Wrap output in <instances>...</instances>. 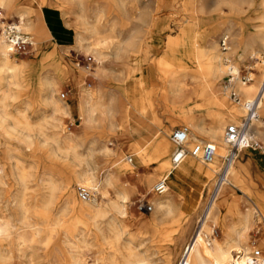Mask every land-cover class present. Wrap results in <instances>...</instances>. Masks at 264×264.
Returning <instances> with one entry per match:
<instances>
[{"label":"rangeland","instance_id":"1","mask_svg":"<svg viewBox=\"0 0 264 264\" xmlns=\"http://www.w3.org/2000/svg\"><path fill=\"white\" fill-rule=\"evenodd\" d=\"M211 4L210 0H11L6 9L0 8L5 19L0 21L2 25L6 21L19 25L17 15L22 14L27 28L21 31L31 37L33 45L12 53L24 67L18 84L0 73V109L9 115L6 121L12 132L0 137V220L9 221L8 234L0 245V264H65L64 260L69 264H106L111 253L121 263H179L195 236L227 150H221L211 177H182L172 185L167 178L173 150L170 135L176 128H187L189 148L196 143L214 144L208 134L218 111L217 100H226L230 111L233 107L243 110L245 102L238 96L240 103H235L229 92L226 96L222 93L226 67H234L240 76L253 73L251 80L260 83L264 78V64L260 65L264 53L255 46L245 53L237 42L238 38L248 42L257 27L264 25L262 11L247 2L239 11H232L227 4ZM52 24L64 28L70 44L54 40ZM159 25L165 30H159ZM225 33L229 51L222 52L219 40ZM208 35L223 58L224 75L220 93L216 89L206 98L193 93L189 76L198 68L195 52L206 45ZM38 47L42 50L37 51ZM255 53L258 60L250 58ZM159 60L182 71L187 86L180 103L164 107L160 101L166 86L157 69ZM138 78L155 89L144 92L151 110L146 116L125 101L128 88ZM238 82L239 77L234 84ZM255 94L257 89L249 100ZM224 115L230 117L226 111ZM259 115L264 118V112ZM14 123L20 127L12 129ZM228 125L226 118L224 132ZM157 138L170 144L169 155L166 157L164 150L160 158L153 159L151 154L146 158L141 149ZM256 140L260 147L256 152L263 158L264 143ZM127 157L132 158L131 163L126 162ZM84 161L96 167L94 183L89 185L99 195L95 202L116 201L119 205L98 217L95 228L88 226V221L77 223V216L66 207V184L71 174L78 177ZM165 163L168 167L161 169ZM251 175L256 180L254 172ZM106 176L113 186L104 196L101 187L93 184ZM161 180L169 190L176 189V205L167 220L159 218L154 228L148 229L142 224L150 221L154 200L168 194L153 192ZM77 185L72 188L79 202ZM258 188L260 193L252 195L226 186L224 194L253 213L256 222L247 237L252 252L258 250L264 258V185L258 184ZM117 191L125 200L116 196ZM138 202L149 203L152 211L139 213ZM212 227L215 239L221 241L218 226Z\"/></svg>","mask_w":264,"mask_h":264},{"label":"bare ground","instance_id":"2","mask_svg":"<svg viewBox=\"0 0 264 264\" xmlns=\"http://www.w3.org/2000/svg\"><path fill=\"white\" fill-rule=\"evenodd\" d=\"M10 1L11 0H0V8L6 9ZM210 1L212 2L211 4L212 6L227 4L229 5V7H231L232 11L233 10L239 11L240 5L244 2H247L251 5H256L264 14V0H210ZM17 16L21 20V23L18 25V28L20 30L26 29L27 26L26 24H24L22 14H18ZM2 26L3 25L0 23L1 28ZM199 26H201V22H199ZM165 28H166L165 26L159 25V30H165ZM215 28H216V24H213L212 29ZM257 28L259 29L255 32V34H253V36L249 39L248 42L244 43L240 38L237 39V42L244 46L245 53H248L251 47L253 46L257 48L258 52L264 53V25H259ZM225 35L226 33L223 35L222 38L226 37ZM39 48L40 47H38L37 51L39 50ZM40 49L42 50V48ZM251 56H252L250 57L251 59L258 60L257 58H254L256 57V53L252 54ZM195 57L198 64V68L194 71L193 75L189 76L191 83L193 82L194 85V89H191L193 93L199 97H206V98H208L209 94L214 95V91L216 89H218L220 93L219 83L221 82V79L224 75V67H223L224 63L222 64L223 58L220 57V54H218L214 42L211 41L209 35L206 45L202 48V50L199 53L195 52ZM260 60H262L260 65L264 64V60L263 59ZM156 65L159 74L164 79V83L166 86L164 87L165 89L160 95L161 103L163 104L164 107L166 105L168 106L169 103L172 104L180 103L186 91L185 88L187 86V83L183 79L182 71L170 65L168 62L164 60L157 61ZM226 68H227V73L231 72L233 74H238L234 69V67L227 66ZM23 69L24 67L20 65L18 62H16L15 59L12 58L10 47L7 45L3 33H1L0 73H5L8 75L6 77V80L11 79L12 81L14 79L15 84H18ZM252 75L253 73L250 74V78ZM233 84L231 86L232 90L234 91L233 87L235 86L236 88L234 92L236 93V95L239 96L241 99L245 100V102L242 105L245 114H246L245 103L252 101L257 95L258 98H260V101L258 102V106H257V114L259 115L261 112H264V105H263V109L261 110V106L262 104H264L263 102L264 78L263 80H261V83L257 79L256 80L252 79L251 82H249L248 84H242L241 82L234 84V86ZM256 89H257V94H255V97L252 100H249L252 97L253 93L256 91ZM221 91L225 96L227 92H230L229 88L226 86L221 87ZM0 103H2V101H0ZM217 103L218 104L215 105L218 108V111L214 114V117L212 119L213 120L212 125L209 129V134H208L210 136V139L215 145L216 153L214 157L211 158V160L202 161L199 158L192 157L188 154L186 155V157L190 156L193 159L201 161L200 163L202 164H207L208 167L211 169L215 168V165L217 164L216 159L218 157H221L222 155L221 150H227L226 154L229 151V146L225 140V132H224V125L226 124V118L230 122V125H239L241 121L238 122V119L242 115L245 116L243 110L240 107H233L231 108L230 111L226 100H217ZM239 103H240V99H239ZM2 105L4 106V104ZM224 111H226L230 117L225 118ZM7 116L9 115H7V113L3 109H0V137L1 135L9 137L10 133H12L11 131H9L10 127L7 125L9 124L6 121V118H8ZM188 122L191 124L193 128L197 129V126L191 121V119H189ZM260 122L261 121H256L252 124V136L254 139L255 138L259 139L264 143V129L261 128L262 122L261 123ZM17 125L19 126V123L16 124L14 123L12 129H16L15 127ZM188 139H189V135L187 134L186 143L188 142ZM256 139L255 141L257 142ZM257 146H258L257 148L249 147V148L240 149L239 154L246 149L258 150L260 148L258 142H257ZM187 148L190 149L191 147L189 148L187 145ZM263 154L264 151L261 153V155ZM236 160L229 168L225 182L221 184L220 188L217 189V191L212 196V198L208 200L203 212L201 213L198 219L197 222L198 226H196L193 232L192 237L194 236V233L195 236L193 239L192 237L190 238V240L192 239V241L190 244L186 246L185 251H183L181 260L179 261L178 264H264L263 259L254 256L253 254L254 251L252 252V249H254V247L252 244L249 243L247 237L256 222L252 217L253 213L242 203L233 200L230 197H226V195L224 194L226 186H230L231 188L239 192L246 191L252 195H258L256 193L255 188L252 186L250 182L248 170L244 166L238 165ZM80 167H81V171L78 177H75L74 173L71 174V178L66 184V194H67L66 207L77 216L78 218L77 223H84L88 221L89 222L88 226L95 228L96 226L95 222L98 217L100 218L101 216H104L108 208L110 207L118 208L119 205L116 201L109 203L82 201L80 199L79 202L76 201L73 195L72 185L74 183L78 185H86V186L92 185V183H94V177H95L94 175L96 171L95 165L87 163L86 161H84L83 165ZM170 173L171 170H169V174ZM174 180H177V178L174 177ZM96 184H98L101 187L100 191L101 194L104 196L107 194V190L113 186V182L109 176H106L104 178L100 177L99 181L95 182V184L93 185ZM171 184L174 185L173 183ZM214 185L215 183L213 184V186ZM175 190L176 189L169 190V188H167L166 186V192L168 191V194L160 196L154 200L153 202L154 213L151 215L150 221L142 224L143 227H147L148 229H153L159 218L165 219L173 213V210L176 205L174 201L176 197ZM116 196L120 197L121 200L122 199L125 200L124 199L125 197L123 198L121 192L117 191ZM8 225H9V221L0 220V245L1 243H3V239L8 234L7 233ZM212 225L214 227L218 226V229L221 231L222 234L221 241H217L215 239L214 229ZM90 227H87V229L89 230ZM233 254H235L237 257H235ZM134 256L136 257L137 255L134 254ZM1 259H3V257ZM63 262L65 264H69L68 263L69 261L64 260ZM105 262L106 264H132L128 260H125L124 262L121 263L117 258V256L115 255V253L114 254L111 253V255H109L105 259Z\"/></svg>","mask_w":264,"mask_h":264},{"label":"built area","instance_id":"3","mask_svg":"<svg viewBox=\"0 0 264 264\" xmlns=\"http://www.w3.org/2000/svg\"><path fill=\"white\" fill-rule=\"evenodd\" d=\"M5 20L2 11L0 10V21ZM3 32L5 41L10 47L11 53H21L27 48H32V39L29 35L23 33L18 28V22L6 21L3 23ZM228 38L224 37L219 40V47L222 52H226L228 49ZM227 65L230 61L226 60ZM242 84H248L251 82L250 74L244 73L242 76L228 72L225 76V86L229 88V96L235 103H239V98L232 90L231 86L234 80L238 79ZM62 98H65V94H62ZM260 98L258 95L249 102L245 103L246 114L242 118L239 125H228L225 129V140L229 146L228 153L222 159V167L217 173L215 185L212 188L210 198L215 194L221 184L225 182L227 172L231 165L238 157L240 149L257 146V142L252 136V124L256 121H261L264 124V118H261L257 114V106ZM187 128H176L170 135V141L173 145V151L170 157V164L173 169L178 167L186 155H190L195 158H199L202 161L211 160L216 153L215 145L212 143L193 144L190 149L187 148ZM127 163L132 162L131 157L125 158ZM153 192L157 194H163L166 192V182L164 180L159 181L156 186L153 187ZM75 193L78 199L82 201H96L98 199V193L95 187L77 185L75 186ZM136 210L139 213L147 214L152 211V206L147 202H138L136 204ZM254 256L263 259V255L260 251L255 250Z\"/></svg>","mask_w":264,"mask_h":264},{"label":"crops","instance_id":"4","mask_svg":"<svg viewBox=\"0 0 264 264\" xmlns=\"http://www.w3.org/2000/svg\"><path fill=\"white\" fill-rule=\"evenodd\" d=\"M51 34L53 35L55 41H58L63 44H70L69 34L64 30L61 25L52 24ZM138 70L139 73H141V68L138 67ZM149 90L155 89L154 87H152L151 84H148V82H146L143 78H138L134 86L128 88L125 94V101L127 106L132 107L141 115L146 116L150 109L144 101V92ZM141 150L144 152V156L146 158H148L150 154L154 157L153 159L160 158L163 155L164 150L167 152V157L170 153V144L164 143L163 141L157 138L152 144H150L148 148ZM256 151L257 150L254 149H246L242 151V154L240 156V163L241 166H244L248 170L250 182L255 188L256 193L259 194L260 190L258 188V184L264 185V158L258 157L259 154ZM167 163L161 166V169H166L168 167ZM170 169L171 173H168L167 177L170 178L171 183H176L182 177H200L201 175L211 177L213 174H215L214 171L207 166V164L197 163L193 158L189 156L186 157V159L178 167L173 169L171 166ZM251 172H254V178L257 180L258 184L256 183V180L253 179ZM174 177H176L177 180H174Z\"/></svg>","mask_w":264,"mask_h":264}]
</instances>
